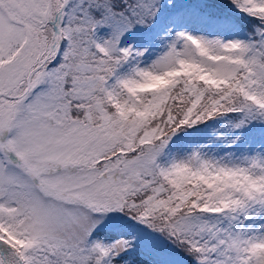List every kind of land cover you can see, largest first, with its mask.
<instances>
[{
  "label": "snow or ice",
  "instance_id": "6c2138e0",
  "mask_svg": "<svg viewBox=\"0 0 264 264\" xmlns=\"http://www.w3.org/2000/svg\"><path fill=\"white\" fill-rule=\"evenodd\" d=\"M0 264H264V0H0Z\"/></svg>",
  "mask_w": 264,
  "mask_h": 264
}]
</instances>
